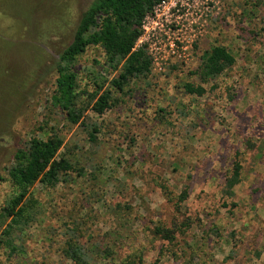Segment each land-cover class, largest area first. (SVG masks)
I'll return each instance as SVG.
<instances>
[{
    "label": "rangeland",
    "instance_id": "rangeland-1",
    "mask_svg": "<svg viewBox=\"0 0 264 264\" xmlns=\"http://www.w3.org/2000/svg\"><path fill=\"white\" fill-rule=\"evenodd\" d=\"M24 1L33 4L25 27L24 20L0 14V38L7 43L0 42V209L14 192L5 180L13 154L53 128L66 138L63 151H73L86 173L55 188H32L36 222L17 232L22 253L8 259L1 251L3 264H72L62 255L71 235L93 257L112 251L94 264H120L138 248L146 264H264V6L258 0H169V14L162 9L155 21L166 23L169 15L173 24L183 23L189 61L132 81L103 115L88 111L85 123L100 127L95 145L89 129L70 128L51 104L54 59L72 42L93 0ZM214 45L227 47L235 66L203 85V96L187 94L183 85L201 84L193 73ZM104 64L97 47L79 57L81 91L95 90L92 72L115 79ZM237 153L242 182L237 205L229 208L222 190ZM164 186L177 195L188 189L181 212L165 198ZM187 217L193 226L173 244L152 232L156 224Z\"/></svg>",
    "mask_w": 264,
    "mask_h": 264
},
{
    "label": "trees",
    "instance_id": "trees-1",
    "mask_svg": "<svg viewBox=\"0 0 264 264\" xmlns=\"http://www.w3.org/2000/svg\"><path fill=\"white\" fill-rule=\"evenodd\" d=\"M0 3V14L20 18L22 28L29 24L32 15L31 2L24 0H4ZM8 1V3H7ZM163 0H93L73 34L72 42L55 57L58 77L56 89L51 97L54 108L65 113L67 125L85 127L88 130L89 143L97 144L100 127L97 123H85L88 111L103 115L117 106L121 100L115 93L126 94V89L134 80L147 79L152 74L153 60L145 47L137 48V42L143 34V22L152 14ZM264 6V0H258ZM20 25V24H19ZM21 26V25H20ZM58 33V32H57ZM1 43H5L0 38ZM91 47L103 50L107 73H116L109 81L99 72H92L95 90L90 93L81 91L79 75L75 69L79 57ZM236 57L223 45H214L201 57L198 69L193 73L201 84L185 83L183 89L189 95L203 96V86L231 70ZM109 84L107 87L106 85ZM86 95L87 98L84 99ZM42 131L45 132L44 129ZM44 138L33 137L20 146L13 154L11 164L6 168V178L13 187V194L0 209V257L1 251L8 259L22 253V247L16 244L17 232L28 228L37 219V200L32 196V188L41 184L46 188H55L60 183L72 180L74 173L85 176L86 168H78L79 160L75 153L66 149V138L55 128ZM237 153V159L229 170L222 190L224 206L236 207V187L242 182L243 166ZM163 194L172 205L181 212L189 199L188 189L179 195L164 186ZM194 220L185 218L181 223L156 224L152 232L158 239L173 244L184 230L192 227ZM76 233L78 230H72ZM23 232V231H21ZM214 233H218L214 231ZM63 257L72 264H94L99 260L112 257L109 249L100 250L95 257L90 248L80 243L78 236L71 235L62 248ZM99 255V256H98ZM261 254L257 253L256 257ZM0 264L3 262L0 259ZM120 264H146L145 253L138 248L128 254Z\"/></svg>",
    "mask_w": 264,
    "mask_h": 264
},
{
    "label": "built area",
    "instance_id": "built-area-1",
    "mask_svg": "<svg viewBox=\"0 0 264 264\" xmlns=\"http://www.w3.org/2000/svg\"><path fill=\"white\" fill-rule=\"evenodd\" d=\"M180 2H175L177 7ZM170 1L163 0L143 22V34L136 47H145L153 60V69L163 72L171 63L188 62L190 43L184 37L185 27L177 19L166 16V23L155 21L162 9L170 8ZM153 24V25H152Z\"/></svg>",
    "mask_w": 264,
    "mask_h": 264
}]
</instances>
